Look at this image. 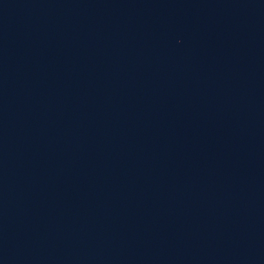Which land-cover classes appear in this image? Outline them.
<instances>
[{
    "label": "water",
    "instance_id": "water-1",
    "mask_svg": "<svg viewBox=\"0 0 264 264\" xmlns=\"http://www.w3.org/2000/svg\"><path fill=\"white\" fill-rule=\"evenodd\" d=\"M0 264H264V0H0Z\"/></svg>",
    "mask_w": 264,
    "mask_h": 264
}]
</instances>
